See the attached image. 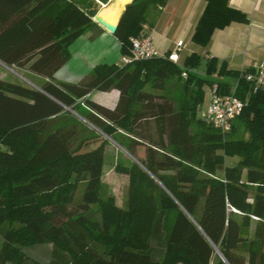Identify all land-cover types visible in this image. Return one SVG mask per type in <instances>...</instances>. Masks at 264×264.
<instances>
[{
    "label": "trees",
    "instance_id": "trees-1",
    "mask_svg": "<svg viewBox=\"0 0 264 264\" xmlns=\"http://www.w3.org/2000/svg\"><path fill=\"white\" fill-rule=\"evenodd\" d=\"M165 1L125 7L114 34L122 57L131 58L130 39L141 35L147 10ZM203 1L191 38L200 48L215 31L248 23L228 0ZM96 13L91 0H0V63L46 79L39 88L0 80V264H40L23 249L44 244L55 248L49 264H264V87L253 93L240 74H228L245 103L229 134L239 123L246 138L226 140L197 112L214 85L190 73L200 66L196 54L184 69L161 57L97 65L78 84L55 81ZM205 75L220 77L223 66L210 59ZM173 79L182 84L179 104L145 91L163 93ZM112 90L113 110L85 99ZM73 111L134 160L115 169L129 177L127 209L100 202L111 146L103 140L84 151L93 137L83 122H69ZM228 156L237 164L227 166ZM98 203L100 221L92 223L86 214Z\"/></svg>",
    "mask_w": 264,
    "mask_h": 264
},
{
    "label": "crops",
    "instance_id": "crops-1",
    "mask_svg": "<svg viewBox=\"0 0 264 264\" xmlns=\"http://www.w3.org/2000/svg\"><path fill=\"white\" fill-rule=\"evenodd\" d=\"M91 1H94L97 12L101 11L100 15L104 19L116 23L125 5L133 0H107L105 4L101 2L103 0ZM228 5L246 15L248 23L231 24L223 30L215 31L204 49L191 42L205 8L203 0H166L161 7L149 8L141 34L152 38L154 49L163 58L176 50L179 42H183L176 63L179 69H184L186 60L196 54L201 58V62L197 69L190 70L191 74L213 82L214 86L219 83L233 89L238 84V78L231 77L229 73L240 74L242 70H252L257 64L264 62V0H228ZM69 52L70 60L55 74V81L59 83L78 84L88 77L97 65H121L123 58L120 44L114 35L97 24L85 31L70 46ZM210 59L217 60L219 67L223 66L224 75H205L206 63ZM21 72L30 77L33 88H39L46 80L27 70ZM181 79L185 80V77L181 75ZM206 88L204 95L207 97L199 108L201 111L207 108L209 102L211 86ZM85 99L113 110L117 105L119 93L116 90L106 93L91 92ZM117 207L124 210L120 206Z\"/></svg>",
    "mask_w": 264,
    "mask_h": 264
},
{
    "label": "rangeland",
    "instance_id": "rangeland-1",
    "mask_svg": "<svg viewBox=\"0 0 264 264\" xmlns=\"http://www.w3.org/2000/svg\"><path fill=\"white\" fill-rule=\"evenodd\" d=\"M121 2L124 0H120ZM0 79H3L5 82L12 83L19 86L31 87V79L28 75L23 72L14 69L7 68L0 63ZM182 84L177 80L173 79L167 83L166 90L161 93L154 91L147 87L145 91L152 92L156 95H163L167 99L172 100L174 103L179 104L183 100V91ZM208 89V87L206 88ZM207 91V90H206ZM207 95H204L203 102L206 99ZM85 107H81L77 112L79 114H84L86 111ZM204 111V110H203ZM77 112H70L69 122H83L88 128L89 131H84L85 136L93 137V140L86 143L84 146V151H89L95 146L98 145L101 141H107L111 146L110 152L108 153V158H106V162L102 169V177H101V189L99 194L100 202H106L111 200L117 206H120L124 209H127L130 191H129V177L124 174H120L115 171L116 168H128L131 163L134 161L124 150L118 147L114 142L107 139L100 132L95 130L92 126L88 125L85 121H83ZM198 112V109H197ZM241 138H246L243 135L241 126L237 125V128L232 134H228L225 136L226 140H237ZM135 155L139 159H143L145 155V150L143 147L135 148ZM225 164L227 166H232L237 164V158L228 156L225 159ZM83 193V185H79L76 189V193L74 196V202H79ZM86 217L90 222H99L100 221V205L99 203L94 205L90 212L86 214ZM2 244V240L0 239V247ZM55 248L52 245L44 244V245H36L30 246L23 249V252L26 256L31 258L32 260L40 263V264H49L52 259V253Z\"/></svg>",
    "mask_w": 264,
    "mask_h": 264
},
{
    "label": "built area",
    "instance_id": "built-area-1",
    "mask_svg": "<svg viewBox=\"0 0 264 264\" xmlns=\"http://www.w3.org/2000/svg\"><path fill=\"white\" fill-rule=\"evenodd\" d=\"M130 44L131 58L123 57L121 65L136 60L148 61L161 58L153 47L152 38L147 34L142 33L139 37L130 39ZM182 46L183 42H179L176 50H173L164 58L176 65ZM182 76L187 77L185 73ZM240 77L251 86L253 93L256 92L257 89L264 87V62L257 64L252 71L242 70ZM235 89L236 87L232 89L230 95L224 96L218 93L216 86H213L210 89L207 108L204 111L198 110L200 119L223 136L231 132L233 122L245 108V103L234 96ZM80 105L83 106V104Z\"/></svg>",
    "mask_w": 264,
    "mask_h": 264
},
{
    "label": "water",
    "instance_id": "water-1",
    "mask_svg": "<svg viewBox=\"0 0 264 264\" xmlns=\"http://www.w3.org/2000/svg\"><path fill=\"white\" fill-rule=\"evenodd\" d=\"M126 5H127V4H126ZM126 5H125V7H126ZM125 7H124L123 11L121 12V14H120V16H119V18H118V20H117L116 23H109V22H107L106 20H104V19L101 17V15H100L101 11H98V12L95 14V16L92 18V21H93L95 24H97L98 26H100L102 29H104L105 31H107L109 34L114 35L115 32H116V30H117V27H118V24H119L120 18H121L122 14H123V12H124V10H125Z\"/></svg>",
    "mask_w": 264,
    "mask_h": 264
},
{
    "label": "bare ground",
    "instance_id": "bare-ground-1",
    "mask_svg": "<svg viewBox=\"0 0 264 264\" xmlns=\"http://www.w3.org/2000/svg\"><path fill=\"white\" fill-rule=\"evenodd\" d=\"M101 17L104 19V17L101 15ZM104 20H106V19H104ZM107 21V20H106ZM107 22H109V21H107ZM110 23V22H109Z\"/></svg>",
    "mask_w": 264,
    "mask_h": 264
}]
</instances>
